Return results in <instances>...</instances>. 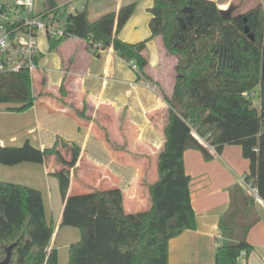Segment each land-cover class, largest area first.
<instances>
[{"label":"trees","instance_id":"trees-1","mask_svg":"<svg viewBox=\"0 0 264 264\" xmlns=\"http://www.w3.org/2000/svg\"><path fill=\"white\" fill-rule=\"evenodd\" d=\"M135 9L132 3L95 21L85 10L58 11L66 34L50 38V50H57L71 37L86 39L104 50L112 47L119 57L136 63L139 76L146 77L148 62L143 52L149 40L130 44L119 38ZM149 12L150 39L161 37L168 54L178 59L173 95H163L171 110L157 156V179L146 186L147 208L128 212L120 187L67 196L62 175L54 174L60 180L65 203L61 227L81 232V240L71 247L70 264H169L170 240L196 228L184 154L192 149L208 160L214 157L189 125L217 153L228 145L239 146L249 161L245 180L253 182L264 198V110L254 104L255 96H248L258 92L261 84L264 5L259 1L247 12L227 18L213 0H153ZM34 81L28 72L1 76L0 105H18L9 108L16 112L32 108L37 100ZM105 141L110 143L108 133ZM50 153L29 144L0 147V163L43 164ZM254 203V197L245 196L238 186L232 189L229 206L219 220L215 264H239L241 251L246 257L251 254L247 235L258 220ZM19 209L24 217L21 225L0 211V263L12 246L10 264H59L58 249L49 250L46 245L49 232L42 244L30 236L36 228L24 199Z\"/></svg>","mask_w":264,"mask_h":264},{"label":"crops","instance_id":"crops-1","mask_svg":"<svg viewBox=\"0 0 264 264\" xmlns=\"http://www.w3.org/2000/svg\"><path fill=\"white\" fill-rule=\"evenodd\" d=\"M259 1L264 5V0ZM82 3L80 9L75 1L58 4L49 0L50 5L85 10L91 21L135 3L136 9L119 38L130 44L149 40L143 52L148 65L146 77H142L112 47L104 50L88 40L71 37L51 51L50 42L48 48L40 42L41 70L36 74L34 106L23 112L9 110L18 106L15 104L8 105L7 110L0 108V147L29 144L51 151L43 164L0 163L1 213L21 225L24 217L19 207L24 199L36 228L30 236L42 244L50 233L46 243L49 250L58 249L61 233L76 236L64 230L73 227H61L65 203L60 180L54 175L58 172L67 196L118 186L125 193L126 210H139V188H131L145 178L144 164L155 163V155L161 150L164 116L170 108L163 95L172 97L177 75L178 59L168 54L161 37L150 39L153 0H115L112 11L90 7L88 0ZM229 3L217 4L226 10L233 7ZM93 13L95 17H91ZM257 98L254 104L261 108L260 96ZM106 133L110 143L105 141ZM209 151L214 154L210 160L199 150L184 154L196 228L170 240L169 264H215L219 220L229 206L232 189L238 186L245 196L253 197L242 182L249 161L243 158L241 148L228 145L220 153ZM150 174L157 179V161ZM254 209L258 220L247 235L253 250L239 264H264V198L255 200ZM75 231L79 234L80 230Z\"/></svg>","mask_w":264,"mask_h":264},{"label":"built area","instance_id":"built-area-1","mask_svg":"<svg viewBox=\"0 0 264 264\" xmlns=\"http://www.w3.org/2000/svg\"><path fill=\"white\" fill-rule=\"evenodd\" d=\"M37 0H0V77L3 75L28 72L32 80L41 70L40 66V40L43 35L47 40L60 39L65 32L64 18L58 11L76 13L73 5L52 6L49 0L43 1V6L37 10ZM97 45V44H96ZM130 68L139 76V67L134 62L128 63ZM146 87L154 90L149 84ZM258 92H250L248 96L254 97ZM191 133L201 140L205 146L215 152L206 138L201 137L195 128L189 125ZM242 182L248 186L256 201L261 197L253 182ZM246 257V252L241 251L240 259Z\"/></svg>","mask_w":264,"mask_h":264},{"label":"rangeland","instance_id":"rangeland-1","mask_svg":"<svg viewBox=\"0 0 264 264\" xmlns=\"http://www.w3.org/2000/svg\"><path fill=\"white\" fill-rule=\"evenodd\" d=\"M43 1L44 0H37V4H38L37 10H40L42 8ZM54 1H56L58 4H64L65 2L75 1L76 5L80 9L83 6L82 2H84V5L87 2V0H54ZM213 1H215L217 3H220L221 6L225 5V4L228 5V2H230L229 4L234 7V10L232 12V15H234V16L235 15H241V14L247 12L249 9H251L254 5H256L259 2V0H213ZM88 2H89V6L90 7L96 6L97 9H99V10H101V9H105V10L109 9L108 11H112V9L115 8V0H88ZM228 9H226V10H228ZM91 17H95V13H93V16H91ZM77 39L78 40L81 39V40L87 41L86 39H82V38H77ZM39 40L41 42V46H43L44 48L45 47H47V48L49 47V40L44 39L43 35L39 38ZM67 40H69V39H67ZM67 40L63 41V43H65ZM36 82H37V80L34 81V86H36V84H35ZM256 96L258 97V95H256ZM257 97H255V99H258ZM8 105H12V104H1L0 108L3 109V110H7L8 109L7 108ZM170 110L171 109L169 108V111ZM165 113L166 114L164 116L165 117V121L164 122H166V119L168 117L169 112L168 113L165 112ZM158 153H159V151L155 155L156 156L155 163L157 161ZM155 163H154V161H151V162H146L144 164L145 168H144V170L142 172H144L147 169V174H145V178L141 177V179H139L138 182H137L138 184L136 183V185H135L136 187L132 186V188H131L132 190H134V188H137V187L139 188L138 189V191L140 192L139 196L142 199L141 204L137 208L139 210L145 209L148 206V201L149 200H148V197H147V189H146L147 187L146 186H148L147 182H154V180L156 179V177L154 175L150 174V171H151L152 167H154ZM88 182H89V180H88ZM76 229L75 228H65L64 229V230H71V232H75L74 234L76 236L67 234L66 232H63V233L60 234L59 241L57 243V246H59L58 247V249H59V264H70L71 250H72L71 247L76 245L78 243V241L81 240V232L78 231L79 234L76 233L77 232V231H75ZM77 237H78V239H77ZM65 242H67V243H65ZM47 246H48V244H47Z\"/></svg>","mask_w":264,"mask_h":264},{"label":"water","instance_id":"water-1","mask_svg":"<svg viewBox=\"0 0 264 264\" xmlns=\"http://www.w3.org/2000/svg\"><path fill=\"white\" fill-rule=\"evenodd\" d=\"M233 10H234L233 7L229 8L228 10H221V14L228 18V17L232 16ZM245 32L248 34V37L252 41H255V36H254V34L250 33L249 28H245ZM260 47L263 48V65H262V74H261V84H260V89H259V96H260L261 109L264 110V43H261ZM6 252H7V255H6L5 259L0 264H10V261L12 258V246L7 248Z\"/></svg>","mask_w":264,"mask_h":264}]
</instances>
